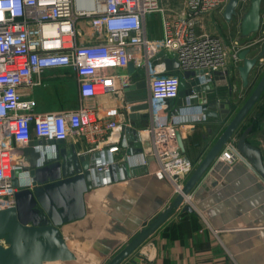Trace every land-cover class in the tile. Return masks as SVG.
I'll list each match as a JSON object with an SVG mask.
<instances>
[{"label": "built area", "instance_id": "built-area-1", "mask_svg": "<svg viewBox=\"0 0 264 264\" xmlns=\"http://www.w3.org/2000/svg\"><path fill=\"white\" fill-rule=\"evenodd\" d=\"M228 1L183 0L171 15L162 0H0V209L16 204L20 188L13 184L14 173L28 166L23 148L34 138L81 136L98 148L131 124L124 88L140 79L139 69L145 70L148 93L149 123L143 129L150 136L148 153L180 193L195 164L181 152L168 101L179 97L184 71L198 72L195 77L209 84L228 75L232 62L241 63L246 46L229 49L220 35L200 32L196 25L198 17L223 10ZM154 14L160 16L159 37L148 27ZM161 51L179 62V71L166 70ZM55 68L72 69L81 98L122 97L123 102L38 111L32 91L42 84V74ZM121 137L113 152L128 147ZM104 160L99 170H108ZM216 160L232 165L245 158L231 141ZM26 178L21 172L19 179Z\"/></svg>", "mask_w": 264, "mask_h": 264}, {"label": "crops", "instance_id": "crops-1", "mask_svg": "<svg viewBox=\"0 0 264 264\" xmlns=\"http://www.w3.org/2000/svg\"><path fill=\"white\" fill-rule=\"evenodd\" d=\"M217 10L224 12V9ZM262 14V29L246 38L248 43L245 46L252 47L251 55L264 50V39L261 40L264 38V0ZM206 15L196 19L200 32H208L200 26ZM238 17L241 20V16ZM231 65L232 73L217 76L212 84L220 91V97H230L239 106L251 88L243 85L237 67L233 62ZM261 69H264V57L251 76L258 74L259 77ZM229 83L233 86L232 96L228 95ZM47 92L56 95V102L44 104L46 100L43 94ZM32 96L41 112L71 110L84 103L83 100L81 102L76 75L70 68L46 70L42 74V84L33 89ZM122 102V97H100L93 98L91 106L103 103L104 106L112 107ZM200 104L197 101L179 103L178 98L172 104L173 109L175 106L181 108L178 117L182 120L180 131L186 148L184 155L195 167L224 128L217 132L215 123L199 122L197 119L204 116V112H193L192 109L199 108ZM105 108L101 111L103 116L107 114ZM140 122L139 141L143 147V138H150L143 131L149 118ZM250 125L253 128L248 141L264 147V99L252 109L240 131ZM124 128L122 126L98 148L88 144L81 136H70L63 141L67 146L74 144L80 154L100 151L103 152L104 162H109L106 154L112 152L114 161L122 162L125 153L121 152V147L114 152L111 148L120 146L121 136L125 135ZM148 151L144 150L142 160L147 172L96 188L92 191L94 194L89 193L87 202L93 206V210L86 219L78 222L77 227L73 226V239L69 240V245L76 250L78 261L102 258L99 259V264H102V260L109 259L123 248L131 237L176 197V184L171 177L160 172L159 161ZM139 155L135 152L130 155L134 164L140 161L137 159ZM186 206L192 210H185ZM77 244L79 247L76 248ZM92 250L98 256L92 254ZM138 254L147 264H264V178L247 160L232 165L215 160L182 206L140 246Z\"/></svg>", "mask_w": 264, "mask_h": 264}, {"label": "water", "instance_id": "water-1", "mask_svg": "<svg viewBox=\"0 0 264 264\" xmlns=\"http://www.w3.org/2000/svg\"><path fill=\"white\" fill-rule=\"evenodd\" d=\"M242 6L243 0H229L223 15L227 21L240 15L242 34L248 37L262 29L263 0H250V6L243 12ZM251 49L252 47L245 48L239 54L241 63L237 70L243 85L251 88L239 106L230 97L228 99L225 96L220 97V91L214 87V83L202 84L201 80L195 77L198 72L188 70L182 73L179 103L190 104L196 101L201 103L199 108L192 109L193 112H204V116L197 120L215 123L217 132L224 128L189 175L182 191L131 237L123 248L110 257L106 264H147L138 254L140 246L182 206L186 197L229 142L235 143L238 152L264 178L263 145L248 141L252 125L240 131L252 109L264 99V69H261L259 77L258 74L251 76L253 69L264 57V50L251 55ZM158 56L164 58L167 71H179L180 64L175 58L165 56L163 51ZM154 64H158L156 59ZM128 70L130 73L135 70L133 63L129 64ZM230 73L232 71L227 72L228 75ZM138 75L140 79L137 82L124 88L126 104L131 107L128 115L131 124L124 128L128 147L121 148V152L125 153L122 162L114 161L112 152H108L106 154L109 157L108 170H99L103 152L80 154L74 144L67 146L63 140L33 139L23 148L28 166L14 173L13 184L20 188L16 193V204L0 209V264H52L77 261L76 250L69 245V240L73 239L71 232L73 226L77 227L78 222L86 219L93 210V206L87 202L89 193L94 194L92 191L96 188L109 186L148 171L142 160L144 150L151 147V141L143 138V147L139 141V130L142 128L140 120L149 118L146 111L148 93L145 70L139 69ZM232 94L233 86L229 83L228 95ZM173 102L174 100L168 101V105L171 107L172 120L177 124L175 131L178 145L184 154L186 148L178 126L182 122L178 117L181 108L175 106L173 109ZM133 151L140 154L137 156L140 160L137 164L130 158ZM21 172H25L27 176L25 180L19 179ZM185 210L192 209L186 206Z\"/></svg>", "mask_w": 264, "mask_h": 264}, {"label": "rangeland", "instance_id": "rangeland-1", "mask_svg": "<svg viewBox=\"0 0 264 264\" xmlns=\"http://www.w3.org/2000/svg\"><path fill=\"white\" fill-rule=\"evenodd\" d=\"M182 2L183 0H162V5L166 9H168V13L173 15L175 11H178L181 8ZM249 6H250V0H243L242 10H244L245 8L247 9ZM223 13L224 12L217 10L213 14L211 13L209 15L205 14L207 17L204 18V20L201 22L200 24L201 29L204 31H208V32H212V33L220 35L226 42V45L229 47V49H233L234 47H237V46L239 47L245 46L248 42L246 39L247 37L243 36L242 31H241L240 17L236 15L231 21H227ZM148 27L150 28V33L152 37L161 36L159 14H154L149 17ZM43 96H44V99L46 100V102H44L45 105H47L48 103L56 102V95L52 96L50 92L44 93ZM82 100L86 105H89V106L92 105L91 102L93 101V98H90V97L81 98V102ZM173 123L175 124V126L177 125L175 122ZM178 126L180 127V124H178ZM77 245L78 246H75L76 248L79 247V244ZM92 254H94L93 250H92ZM94 255H97V254H94ZM95 259L96 260L79 259V261L77 260L75 262H70V263H52V264H78V262L80 264H99L100 262L99 259H102V258H95ZM108 260L109 259L102 260L101 263L106 264Z\"/></svg>", "mask_w": 264, "mask_h": 264}, {"label": "flooded vegetation", "instance_id": "flooded-vegetation-1", "mask_svg": "<svg viewBox=\"0 0 264 264\" xmlns=\"http://www.w3.org/2000/svg\"><path fill=\"white\" fill-rule=\"evenodd\" d=\"M254 44H255V42H254Z\"/></svg>", "mask_w": 264, "mask_h": 264}]
</instances>
